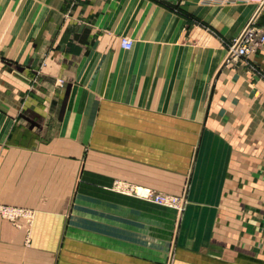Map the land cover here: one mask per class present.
<instances>
[{
  "label": "crops",
  "instance_id": "obj_1",
  "mask_svg": "<svg viewBox=\"0 0 264 264\" xmlns=\"http://www.w3.org/2000/svg\"><path fill=\"white\" fill-rule=\"evenodd\" d=\"M254 17L264 29L258 1L0 0V202L50 211L37 232L79 243V264H264V115L248 110L264 98L239 96L264 94V45L225 63ZM121 176L184 208L107 190ZM23 232L0 217V264H33Z\"/></svg>",
  "mask_w": 264,
  "mask_h": 264
},
{
  "label": "rangeland",
  "instance_id": "obj_2",
  "mask_svg": "<svg viewBox=\"0 0 264 264\" xmlns=\"http://www.w3.org/2000/svg\"><path fill=\"white\" fill-rule=\"evenodd\" d=\"M228 55V54H227ZM227 57L225 59V63H227ZM257 72V79L258 83H264V72L263 71H256ZM238 82V81H235ZM255 91H250V93H240L239 96L246 97L247 99H252L256 97H263L264 94H254ZM249 112H255L259 115H264V110L261 112L259 110V106H255V109L253 110L252 106L248 107ZM263 131H264V122H263ZM183 139H174L169 138L168 139V155H167V161L171 163L173 166L179 164L180 166L184 161L185 155L181 152L183 149L181 148L183 144ZM178 142V143H177ZM125 158L130 160H139V155L130 154L127 153L122 154ZM91 156V155H90ZM93 156V155H92ZM86 155H84L85 159ZM134 157V158H133ZM128 162H125L127 164ZM80 184V174L77 172L76 179H75V194L79 193V185ZM138 187H142L145 189H149L151 192V197L146 198L141 195H139L136 192V189ZM107 190L124 195V196H131L136 198H142L145 199L155 205L162 206L165 208L175 209L177 212L182 211L185 205V198L183 194H173L168 193L165 191H159L157 189H154L152 187L138 185L132 182H129L125 177H115L111 184L108 186ZM88 193H95L94 191H88ZM161 197L162 202H156V197ZM50 211H45L41 209H36L33 207H26L22 205H13V204H5L0 202V217L4 220L8 221L11 225L16 227L17 229L23 230V247H24V260L25 263H27L28 257H33L34 261L33 264L36 263V259H39L40 264H47L49 263V254L50 257L51 254L54 252V259L50 258L51 264H79L78 263V257H79V250L81 249L79 243H71L67 239L68 235L65 233L61 234H47L42 232H37V230L43 229L42 222L43 217L41 215H48ZM50 220L48 219L46 221V224H48ZM51 241L52 243L55 242L54 250L52 252L49 251V244L48 242ZM30 253V254H29ZM75 259V260H74Z\"/></svg>",
  "mask_w": 264,
  "mask_h": 264
},
{
  "label": "built area",
  "instance_id": "obj_3",
  "mask_svg": "<svg viewBox=\"0 0 264 264\" xmlns=\"http://www.w3.org/2000/svg\"><path fill=\"white\" fill-rule=\"evenodd\" d=\"M212 2L218 3H248L253 1L260 2L262 6L264 4V0H210ZM255 17L246 25L241 34L234 38L233 41L228 45V55L227 62L236 58H244L248 55L255 53L264 45V29L257 27L254 24ZM131 39L124 37L121 40V45L130 49L132 47ZM264 75V74H263ZM136 192L146 198L151 197V192L149 189H145L142 187H138ZM156 202H162L161 197L155 198Z\"/></svg>",
  "mask_w": 264,
  "mask_h": 264
}]
</instances>
